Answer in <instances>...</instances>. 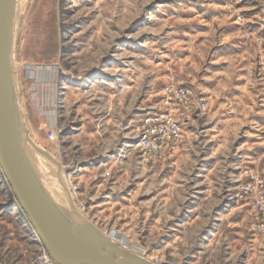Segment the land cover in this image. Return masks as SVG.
I'll use <instances>...</instances> for the list:
<instances>
[{"label": "rangeland", "instance_id": "obj_1", "mask_svg": "<svg viewBox=\"0 0 264 264\" xmlns=\"http://www.w3.org/2000/svg\"><path fill=\"white\" fill-rule=\"evenodd\" d=\"M12 36L22 134L60 207L66 186L156 264H264V0H17ZM165 115L181 136L154 142ZM29 225L0 168V257L32 264Z\"/></svg>", "mask_w": 264, "mask_h": 264}, {"label": "water", "instance_id": "obj_2", "mask_svg": "<svg viewBox=\"0 0 264 264\" xmlns=\"http://www.w3.org/2000/svg\"><path fill=\"white\" fill-rule=\"evenodd\" d=\"M16 0H0V168L31 226L60 264H156L83 217L72 222L45 191L23 146L12 66Z\"/></svg>", "mask_w": 264, "mask_h": 264}, {"label": "built area", "instance_id": "obj_3", "mask_svg": "<svg viewBox=\"0 0 264 264\" xmlns=\"http://www.w3.org/2000/svg\"><path fill=\"white\" fill-rule=\"evenodd\" d=\"M168 92L170 93L171 96H173L179 102H185L189 98V92L187 91V89H184V88L169 87ZM151 132H152L154 142L157 140L160 143H167L170 141L177 140L181 136L182 130H181V125L177 120H175L172 116L165 115L161 119V125L159 129H157L156 131L151 130ZM48 136L50 138H53L54 137L53 132L50 131ZM150 144H152V141H148V146ZM31 235L33 236L34 240L38 242L37 243L38 251H37L36 257L32 261V264H60L48 252V250L43 245L38 234L36 233L34 229H32ZM108 235L111 236L110 234ZM0 264H21V263L16 260H10L4 257H0Z\"/></svg>", "mask_w": 264, "mask_h": 264}, {"label": "bare ground", "instance_id": "obj_4", "mask_svg": "<svg viewBox=\"0 0 264 264\" xmlns=\"http://www.w3.org/2000/svg\"><path fill=\"white\" fill-rule=\"evenodd\" d=\"M16 5H17V0H16ZM12 43H13V36H12ZM10 59H11V66H12V68H13V65H12V52H11V55H10ZM14 71V70H13ZM23 135H24V139H23V146H24V149H25V151H26V154H27V156H28V158H29V161H30V163H31V166H32V168H33V170H34V172H35V175L39 178V180H40V182H41V184L43 185V187H44V189H45V191L47 192V194L50 196V194H49V192L47 191V189H46V187L44 186V184H43V182H42V180L40 179V177H39V175H38V173H37V171H36V169H35V167H34V165H33V163H32V160H31V157H30V149H29V144H31L32 145V142L29 140V138H28V136L26 135V134H24L23 133ZM33 147H35L34 145H32ZM139 146V145H138ZM36 148V147H35ZM37 149V148H36ZM38 150V149H37ZM40 153H42L41 151H40ZM42 154H44V153H42ZM44 162V161H43ZM59 173V177H60V172H58ZM64 185V184H63ZM65 186V185H64ZM65 189H66V191H67V201H68V204H69V206H70V208H71V211H66L65 209H63L62 207H60L55 201H54V199L50 196V198L55 202V204L62 210V212L68 217V219H70L72 222H75V223H81L82 221H83V217L81 216V214L80 213H78L77 211H79L77 208H76V206H74V204H73V200H72V198H71V196L68 194L69 192H68V190H67V187L65 186ZM70 190V189H69ZM71 192V191H70ZM69 195V196H68ZM115 239V238H114ZM116 241V240H115ZM118 242V241H117ZM122 247H124V248H126L123 244L121 245ZM127 249V248H126Z\"/></svg>", "mask_w": 264, "mask_h": 264}, {"label": "crops", "instance_id": "obj_5", "mask_svg": "<svg viewBox=\"0 0 264 264\" xmlns=\"http://www.w3.org/2000/svg\"><path fill=\"white\" fill-rule=\"evenodd\" d=\"M29 226H31V225H29ZM33 227L31 226V227H29V233L32 231L31 229H32Z\"/></svg>", "mask_w": 264, "mask_h": 264}]
</instances>
